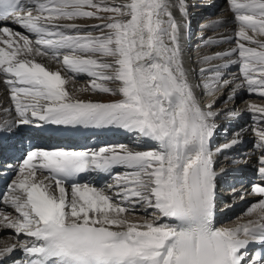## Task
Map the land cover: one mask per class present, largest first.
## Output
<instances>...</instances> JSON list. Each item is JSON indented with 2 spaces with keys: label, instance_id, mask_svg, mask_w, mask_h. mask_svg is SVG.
Returning <instances> with one entry per match:
<instances>
[{
  "label": "snow or ice",
  "instance_id": "1",
  "mask_svg": "<svg viewBox=\"0 0 264 264\" xmlns=\"http://www.w3.org/2000/svg\"><path fill=\"white\" fill-rule=\"evenodd\" d=\"M228 3L235 36L201 40L205 46L234 41L235 47L198 58L207 65L198 74L213 97L202 104L185 67L187 0H0V82L15 113L0 127L11 131L37 121L115 126L155 145L145 151L124 144L29 151L0 197L16 213L12 218L0 208V228L20 239L0 248V262L22 251L25 258L13 264H264V151L252 187L261 198L246 213L254 218L233 227L216 223L211 141L221 115L213 110L217 93L230 89L232 100L244 90L264 98V39L258 38L264 37V0ZM82 18L102 23L73 22ZM53 63L72 76L52 70ZM229 65L239 66V77L225 71ZM78 75H87L89 84L76 88ZM86 91L120 98L77 97ZM245 111L256 114L255 146L264 150V105L252 103ZM226 115L240 113L228 109ZM238 137L216 152L232 148ZM118 167L128 171L114 174L111 195L80 182L82 174L111 175ZM141 210L152 219H129Z\"/></svg>",
  "mask_w": 264,
  "mask_h": 264
},
{
  "label": "bare ground",
  "instance_id": "2",
  "mask_svg": "<svg viewBox=\"0 0 264 264\" xmlns=\"http://www.w3.org/2000/svg\"><path fill=\"white\" fill-rule=\"evenodd\" d=\"M195 3L198 5L194 6L195 7L194 10L192 11V13L189 12V17H188V19L190 20V37L192 38L194 37V38L186 39L185 41H183V45L186 49L185 67L190 70L189 78L191 82L195 85H199L198 87L195 88V93L197 95L198 100H200L202 104H207L209 101L213 99V97L208 94V90L206 88L205 89L200 88L203 85L200 84L201 80L197 79L199 69L202 67H207V65L200 63L198 58L204 54H212L213 52L226 51L232 47H235V43L234 41H230V42H221L211 46H205L202 43L201 37L211 36L214 39H219L220 37H234L235 32L238 30V25L232 22L233 13L229 10L228 1L225 3V0H203L202 2L201 0H198L195 1ZM189 10L190 9H188V11ZM173 14L177 16L178 19L180 18V14L176 9H173ZM196 16L200 17V19L197 22V26H194L192 25V21L195 20L194 17ZM209 21H220V23L212 27H206ZM73 22L79 24H87V25H95L102 23V21L99 20H89L84 18L78 19ZM7 26L11 27L14 31L21 32L23 35H29V33H27L25 30L20 28L18 25L8 24ZM89 31H93L94 35L98 34V32L92 29H89ZM250 35H252V33H250ZM30 38L35 39V36L30 35ZM232 58L235 59L236 55H233ZM42 62L47 63V61H42ZM215 63H222V61H215ZM50 67L52 70H60L62 72V75L69 77L72 76V73L66 72L61 64L53 63L50 65ZM236 67L238 68L237 65H229V67L225 71L227 73H234L238 76L239 71L236 70ZM87 77H88L87 75L76 76L75 87L79 88L81 86H87L90 82V80H84ZM225 78H231V77L226 75ZM3 79L4 77L0 75V81H2ZM237 82L239 81L237 80ZM204 83L205 81H203V84ZM69 87L71 89L72 86L70 85ZM240 92L237 93L236 96L237 99ZM81 93L86 95H84L83 97H78L80 99L102 101L101 99L94 98L93 96L95 95H92L89 91L81 92ZM222 93L223 94L217 93V96H219L220 99H218L217 103L214 105L213 108L214 111L221 112V115H219L218 117L220 118L222 117V120L216 123L218 127L211 141V148L213 151V157L215 161V170L218 173L217 182L222 181V183H224L223 181L228 182L229 179L242 180V182L244 181L247 182V184L244 185V187H249V190H252L253 183L259 182L258 175L257 173H255V169L252 166L253 160L259 157L262 154V151L264 150H261L259 148H254L252 151L244 150L245 152H242L243 150L242 148L240 147L237 148L236 147L237 145H234L238 150L241 151H237V149H234L233 146L230 149H225L217 153L216 148L222 147L225 143H230L232 139L237 138V133H239L238 139L242 144L245 143V146L246 144H249L248 141L250 142V137L252 136L253 133L252 128L257 126L256 114H253L249 111H245L249 106L246 105L245 107L242 106L243 109L241 110L239 116L237 117H229L227 115L224 116V113L230 107L227 106L226 109L221 110L218 108L217 104L221 102V100L227 99V97L231 95V92L230 89H224L222 90ZM201 94H206L204 100L199 98ZM236 98H234V100ZM13 118H15V113L14 111L11 110L7 89L5 85L2 82H0V124H3L4 122H10ZM38 123L39 121L30 125H20L17 127H13L11 131H8L3 127H0V143H5L7 138L8 139L13 138L14 143L17 144L16 140L20 139L19 144L16 147L17 150L19 151L26 144H29L28 146L31 147L32 150H38V149L57 150L63 148L96 150L104 146L124 144L133 150L145 151V150H150L155 146L151 142H144L140 140L138 141L134 140L131 142L126 137L128 135H132V133H129L126 130L115 126L95 127V126H82V125L80 126L61 125L62 127L68 129L69 130L68 132H71V135H65L66 137H61L57 129V127H60V125L49 124L52 126L51 128L54 129L55 135L42 134L40 135V137H35V138L25 137L29 135L30 126L38 125ZM242 144H240L241 147L244 145ZM6 146L7 148H9L8 144ZM27 153L28 152L24 150L22 155V160L25 158ZM0 154H1L0 156H3L1 157L0 165L6 166L7 163L9 162L8 155H5L4 157L3 153L0 152ZM234 156H238L237 159H233L235 158ZM0 169H2V167H0ZM12 170L13 169H10L6 174L0 175V180H4V190L6 191L8 185L11 183L7 178ZM118 171L126 172L128 171V169H125L123 167L115 168L113 170V174L111 175L97 174V173L84 174L82 177V183H90L92 186L104 189V187L101 186L102 182L105 183L108 179V180H113L114 183L113 176ZM254 176L256 177V181H253ZM230 196L229 195L226 196L227 200L230 198ZM218 198L219 197L217 195V199ZM260 198L261 197L258 195L253 196V199H250L248 202L246 201V203H248L247 207L257 202ZM223 200H225V198ZM246 203L239 205V201L232 203L229 202L228 206L225 207V209L219 210L217 208L216 223L219 220L226 219L228 216L234 214L239 209L243 208ZM0 208H2L3 211L12 210L10 207L3 204H1ZM12 211L14 212V210ZM158 215L156 214V216ZM245 218L246 217H243L242 219ZM253 218L254 216L251 217V219ZM129 219L141 220V221L143 220L138 216L131 217L130 215H129ZM247 221L248 220H246L245 222ZM218 227L220 226L218 225ZM0 231L3 234L0 235V248H3L5 246H11L12 244H16L15 243L16 236L11 235L10 230L0 228ZM21 256L23 255L19 254L16 256V258H20ZM12 261H8V262H12Z\"/></svg>",
  "mask_w": 264,
  "mask_h": 264
},
{
  "label": "rangeland",
  "instance_id": "3",
  "mask_svg": "<svg viewBox=\"0 0 264 264\" xmlns=\"http://www.w3.org/2000/svg\"><path fill=\"white\" fill-rule=\"evenodd\" d=\"M195 1H198V0H187V3H188V5H189V3H190V5H189V8L188 9H190L189 11L191 12V11H193L194 10V6H197L198 4H196L195 3ZM203 0H201V2H202ZM228 0H225V3L227 2ZM117 2L119 3V2H121V0H117ZM34 14H35V12H34ZM104 15H107L106 13L104 14ZM200 18H195V20H193L192 21V25H194V26H197V22H198V20H199ZM89 20H95V19H89ZM194 38V37H193ZM192 37H190V39H193ZM258 38H260V39H264V37H258ZM193 41V40H192ZM238 66V65H237ZM239 67V66H238ZM236 70L237 71H239V68H236ZM239 76V75H238ZM197 79H199V80H201V85H203V81H204V77H202V76H200L199 74H198V77H197ZM84 80H90V78L89 77H87L86 79H84ZM110 86L111 87H118V84L117 83H115V82H113V83H111L110 84ZM200 88H202V89H205V87H203V86H201ZM204 91V90H203ZM241 91V90H240ZM240 91H238V92H240ZM92 95H95V96H93L94 98H98V99H101L102 101H104V102H107V101H109V100H112V99H119L120 97L119 96H116V97H113V96H110V95H108V94H105V93H100V92H92V91H89ZM77 95V97H83L84 95H86V94H82L81 92L80 93H77L76 94ZM205 96H206V94H201L200 96H199V98L200 99H202V100H204V98H205ZM252 103H255V104H257V105H264V98H261V97H259V96H257V95H254V94H249V93H246L245 91H241L240 93H239V95H238V99L236 98L235 100L234 99H232V100H229V99H223V100H221V102H219L218 104H217V106H218V108L219 109H221V110H224V109H226L227 108V106H229L230 108H228V109H233V110H236V111H238L239 113L241 112V110L243 109V107H245L246 105H250V104H252ZM243 106V107H242ZM227 109V110H228ZM226 110V111H227ZM224 116H226V112L224 113ZM220 117H217L216 119H215V123H218L219 121H221L222 120V117L219 119ZM227 130V129H226ZM256 137H255V135L252 133V136L250 137V142L248 141V143L249 144H246V146L245 147H241L240 146V144H242L241 142H239V146H238V143L236 144L237 146V148H242L243 150H242V152H245V151H252L254 148H257L256 146H255V141H256ZM235 146H234V149H237ZM245 150V151H244ZM262 150V149H261ZM237 151H241V150H238L237 149ZM235 158H233V159H237V157L238 156H234ZM253 167H255L254 169H255V171L257 172V169L260 167V165H259V163H258V160H257V158L256 159H254L253 160V165H252ZM17 173H15L13 176H12V178L10 179V182L12 181V180H14V179H16L17 178ZM255 176H256V174H255ZM237 189V187H235V186H231V188L229 189V191L231 192V191H233V190H236ZM114 191H117V189H115L114 188V190H112V192H114ZM252 191V190H251ZM251 191H245V190H243V191H241V192H236L232 197H230L229 199H228V202H237L238 200H239V202H241V201H243L244 200V198H248V197H251L252 196V193H250ZM110 194V193H109ZM253 196H255L254 194H253ZM253 196L250 198V199H253ZM248 202V201H247ZM247 205H248V203H246L245 204V206L243 207V208H241V209H239L237 212H235L234 214H232V215H230V216H228L226 219H224V220H222V221H220V223H219V226L220 227H233V226H236V225H238V224H241V223H244L246 220H249V219H251V217H252V215H248V214H246L247 213V210L249 209V208H245V207H247ZM5 212V214H10V216L12 217V218H15L16 217V213L15 212H13L12 210H5L4 211ZM149 212H151V210H149ZM158 215V213H155V215ZM131 217L132 216H138V217H140V218H142L143 220H145V219H152V216L151 215H149V214H146L144 211H137L136 213H130L129 214ZM243 217H246L245 219H242ZM10 234H11V231H10ZM0 235H3L2 233H1V231H0ZM4 235H6V234H4ZM11 235H13V234H11ZM14 236V235H13ZM20 242V241H19Z\"/></svg>",
  "mask_w": 264,
  "mask_h": 264
}]
</instances>
